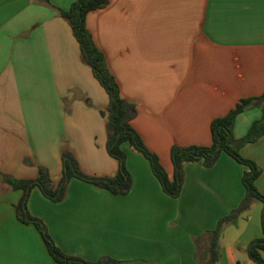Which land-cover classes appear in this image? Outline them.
Here are the masks:
<instances>
[{"label": "crops", "instance_id": "crops-1", "mask_svg": "<svg viewBox=\"0 0 264 264\" xmlns=\"http://www.w3.org/2000/svg\"><path fill=\"white\" fill-rule=\"evenodd\" d=\"M76 0H49L68 10ZM87 27L105 53L132 121L147 147L174 178L173 146H209L212 122L244 98L264 93V0H110L91 12ZM109 96L83 61L71 25L41 0H0V264H58L37 228L18 219L23 197L5 175L36 179L47 167L58 185L62 154L82 170L114 177L119 162L107 151ZM262 108L241 114L235 137L246 136ZM127 195L72 179L54 203L34 188L31 214L48 226L68 255L119 264H202L208 238L246 195L248 168L222 154L213 167L185 166L181 196H168L146 157L130 144ZM262 173L264 135L241 148ZM263 203L227 223L217 264H259L249 245L263 237ZM264 257V252H263Z\"/></svg>", "mask_w": 264, "mask_h": 264}, {"label": "trees", "instance_id": "trees-1", "mask_svg": "<svg viewBox=\"0 0 264 264\" xmlns=\"http://www.w3.org/2000/svg\"><path fill=\"white\" fill-rule=\"evenodd\" d=\"M41 2L56 10L60 17L69 22L80 45L83 61L92 68L95 78L109 96L107 151L111 157L119 162V171L114 177L89 175L82 170L77 158L71 151H64L62 154L63 175L58 185L53 183L48 168L44 166L39 167V175L36 179H17L5 175L6 184L15 190L24 192L16 207L18 219L37 228L50 255L58 264H119V261L109 256L101 257L98 261L92 262L63 252L57 246L45 222L33 216L29 210L28 203L33 189L39 188L45 198L58 203L65 199L71 180L79 179L106 189L112 194L127 195L133 187V177L127 166L128 154L123 148L128 143L149 161L164 192L172 198H179L185 182V166L188 163L202 161L206 167L210 168L218 162L222 154H227L248 168L243 176V185L246 190L245 198L237 209L218 222L215 230L209 231L205 236L195 240L200 249L202 241L207 236L209 242L206 248L208 258L202 264H217L221 256V234L224 226L238 218L253 203L258 201L264 205V194L256 184L262 171L253 160L245 158L241 154L243 146L256 142L264 135V93L258 97L242 99L228 114L215 119L211 125L213 138L211 145L173 146L171 158L175 172L174 178L170 179L159 156L147 147L142 136L133 126L132 121L137 114L136 106L122 97L121 87L111 72L107 57L87 27L88 15L93 11L105 8L110 0H76L68 10L53 7L49 0H41ZM251 108H262L263 117L252 124L245 137L237 139L234 132L237 119ZM262 227L263 237L253 241L248 247L249 256L259 264H264V207Z\"/></svg>", "mask_w": 264, "mask_h": 264}]
</instances>
